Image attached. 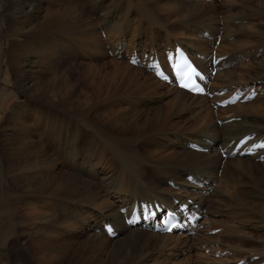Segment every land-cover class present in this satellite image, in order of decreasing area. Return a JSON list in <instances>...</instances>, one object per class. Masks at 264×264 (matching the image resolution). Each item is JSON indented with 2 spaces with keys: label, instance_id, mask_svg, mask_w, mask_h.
Wrapping results in <instances>:
<instances>
[{
  "label": "bare ground",
  "instance_id": "bare-ground-1",
  "mask_svg": "<svg viewBox=\"0 0 264 264\" xmlns=\"http://www.w3.org/2000/svg\"><path fill=\"white\" fill-rule=\"evenodd\" d=\"M41 1L0 30L23 100L1 123L0 264H264L232 240L264 232V0ZM177 45L208 94L147 71ZM164 208L202 213L197 236L136 218Z\"/></svg>",
  "mask_w": 264,
  "mask_h": 264
},
{
  "label": "rangeland",
  "instance_id": "rangeland-1",
  "mask_svg": "<svg viewBox=\"0 0 264 264\" xmlns=\"http://www.w3.org/2000/svg\"><path fill=\"white\" fill-rule=\"evenodd\" d=\"M40 4L43 6V2L41 0H39ZM12 0H0V30H1V24L2 22L7 23L5 26L9 28L10 31L13 32L14 26L11 23V19L13 16V11H12V6H11ZM12 11V13L10 12ZM8 12V13H7ZM103 37H105V33H103ZM9 43L11 42V38L8 39ZM3 43L2 38H0V131H2V124L5 123L7 116L10 115L12 109L14 108L15 105H17L18 103H21L23 100L21 99L20 95L22 94V88L20 86H22L19 81L17 80V76L14 75L15 71H13L12 66L9 63V56L6 53V51L2 50L1 44ZM109 56H111V53H109ZM130 63L132 62V60L129 61ZM85 64V63H84ZM132 64V63H131ZM135 65V64H133ZM215 65V64H214ZM84 67L81 66V64L79 65V67H77L78 70L83 69ZM147 71H149V69L147 68ZM150 72V71H149ZM152 73V72H151ZM79 79L82 80V77L80 76ZM215 108L216 104L214 105ZM2 123V124H1ZM252 158H255L254 156ZM255 160L256 163H258L260 166L262 165L261 161L256 159ZM221 174V171L220 173ZM212 191V189H211ZM1 202V201H0ZM1 204H6L5 201L1 202ZM7 205H9L10 207L12 206L10 200L7 201ZM221 206L218 203H214L213 207H219ZM221 209H225L224 207ZM5 221H1L0 222V226L4 225ZM96 226V225H95ZM203 226L201 228V230H203ZM252 231V230H251ZM225 233V232H223ZM198 234V232H197ZM197 234L195 236H197ZM210 234L216 235L217 233V229H214L210 232ZM240 235V234H239ZM236 236L233 235L232 236V240H235L237 242H240L243 244V246L245 248H247L248 250H258L260 248L263 247L264 244V232L259 231V230H254V236H251L249 238L246 239V237H243V235L241 234L240 236ZM256 235V236H255ZM194 236V237H195ZM78 241L76 243H74L73 245V249L77 248L75 251H73L68 258L76 261L78 259V251H82L84 248V243L88 240V234L85 232H81L80 235H78ZM241 237V238H239ZM245 241V242H244ZM28 245V244H27ZM208 252V251H207ZM23 256V255H22ZM36 261V260H35ZM69 260L66 259L65 260V264H68ZM25 264H31L30 262H26Z\"/></svg>",
  "mask_w": 264,
  "mask_h": 264
},
{
  "label": "snow or ice",
  "instance_id": "snow-or-ice-1",
  "mask_svg": "<svg viewBox=\"0 0 264 264\" xmlns=\"http://www.w3.org/2000/svg\"><path fill=\"white\" fill-rule=\"evenodd\" d=\"M135 62V61H134ZM181 86L183 87H188V84H182Z\"/></svg>",
  "mask_w": 264,
  "mask_h": 264
}]
</instances>
